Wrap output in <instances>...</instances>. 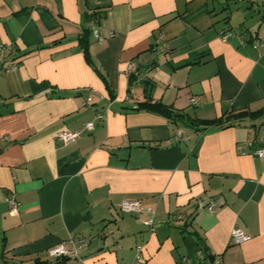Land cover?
<instances>
[{
	"label": "crops",
	"instance_id": "0c3cea01",
	"mask_svg": "<svg viewBox=\"0 0 264 264\" xmlns=\"http://www.w3.org/2000/svg\"><path fill=\"white\" fill-rule=\"evenodd\" d=\"M259 37L264 0H0L5 63H17L0 73V263L130 264L141 245L143 264H264V160L237 149L264 116L197 130L141 105L197 119L261 107ZM60 130L79 136L63 144ZM209 198L223 201L212 213ZM123 200L152 213L121 212ZM70 238L87 242L76 257L48 255Z\"/></svg>",
	"mask_w": 264,
	"mask_h": 264
},
{
	"label": "built area",
	"instance_id": "2783aa9c",
	"mask_svg": "<svg viewBox=\"0 0 264 264\" xmlns=\"http://www.w3.org/2000/svg\"><path fill=\"white\" fill-rule=\"evenodd\" d=\"M232 33L230 31L221 32V38L223 40H226L229 36H231ZM93 36L96 39H102V36L98 32V30L94 27L93 28ZM161 37H158L157 42H160ZM164 46L163 44H161ZM253 47L257 48L259 46L264 47V37L255 38L252 42ZM15 51V47L12 45H2L0 44V73L3 70H6L10 67H15L17 63L12 62V64H6L5 60L8 55L13 53ZM130 73H133L134 75H137L138 72L136 70H133L131 64H127L126 69L124 70L125 76L128 78V75ZM91 98L87 97L83 104H89ZM189 104L191 105H197L198 101L196 97H190L188 100ZM97 117H102L101 114H97ZM92 122H87L85 124V128L88 130L92 129ZM79 136L78 131H71V130H60L55 134V139L60 141L63 144H69L71 142H74ZM180 137V135H178ZM237 149L240 151L241 154H251L255 157H258L262 160H264V133H261L257 135L254 139L245 141L244 143H238ZM9 207L11 211L16 210V202L11 197L8 200ZM223 204L222 199L220 198H209L206 202V204L203 206L206 211L209 213L214 212L219 206ZM120 211L124 213H138L141 211H147L149 213H152V210L150 208L143 209L141 206V203L137 200H123L120 203ZM178 218H180V214L177 215ZM143 223L145 225H151L152 219L146 218ZM246 233L239 227H234L231 230V243L232 244H240L241 242L245 241L247 239ZM87 244L86 240L83 238L76 239V238H70L67 241L60 242L57 245L51 247L48 249L47 253L50 257L53 258H62V257H76L80 251L81 248L85 247ZM144 258L142 256V246L136 245L135 246V256L133 261L130 264H143ZM1 264V263H0ZM177 264H187L186 260L180 259Z\"/></svg>",
	"mask_w": 264,
	"mask_h": 264
},
{
	"label": "trees",
	"instance_id": "16d2710c",
	"mask_svg": "<svg viewBox=\"0 0 264 264\" xmlns=\"http://www.w3.org/2000/svg\"><path fill=\"white\" fill-rule=\"evenodd\" d=\"M90 17L91 20L96 19L94 14H92ZM90 17L88 16L89 19ZM89 33H90V27H83L78 36V44L81 47L83 55L88 62H90L89 53H88ZM127 79H128V83L131 84L135 80V75L133 73H130ZM141 105L161 113L172 122L182 121L192 127H196L197 130L204 129L210 126H217L219 128H223L232 125L233 121L236 120H242L244 118H249L251 120H261L264 116V105L254 110L243 109L235 112L231 111L225 113V115L216 117L214 119L191 118L187 116L186 113H184L183 111L174 109L170 105L162 103L159 100H153L150 96H146V99L141 103ZM188 224H189L188 221H184L182 225V229L185 230ZM68 258L69 257H62V258H56V260L57 261L65 260Z\"/></svg>",
	"mask_w": 264,
	"mask_h": 264
}]
</instances>
